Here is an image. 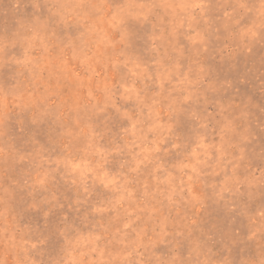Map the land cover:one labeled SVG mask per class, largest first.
Returning a JSON list of instances; mask_svg holds the SVG:
<instances>
[{"label": "rangeland", "instance_id": "374dc122", "mask_svg": "<svg viewBox=\"0 0 264 264\" xmlns=\"http://www.w3.org/2000/svg\"><path fill=\"white\" fill-rule=\"evenodd\" d=\"M0 264H264V0H0Z\"/></svg>", "mask_w": 264, "mask_h": 264}]
</instances>
